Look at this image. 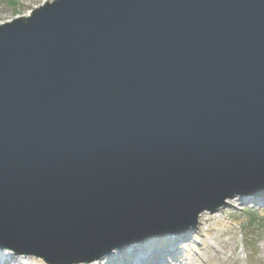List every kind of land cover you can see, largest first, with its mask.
Listing matches in <instances>:
<instances>
[{
    "label": "water",
    "instance_id": "obj_1",
    "mask_svg": "<svg viewBox=\"0 0 264 264\" xmlns=\"http://www.w3.org/2000/svg\"><path fill=\"white\" fill-rule=\"evenodd\" d=\"M264 193V0H54L0 26V246L53 263Z\"/></svg>",
    "mask_w": 264,
    "mask_h": 264
},
{
    "label": "rangeland",
    "instance_id": "obj_2",
    "mask_svg": "<svg viewBox=\"0 0 264 264\" xmlns=\"http://www.w3.org/2000/svg\"><path fill=\"white\" fill-rule=\"evenodd\" d=\"M46 1L51 0H0V24L26 16ZM246 198L229 201L228 207L220 214H206L198 230L180 237L175 245L165 247L167 252L173 248L174 253L172 258L167 252H161V261L167 260L163 264H204L206 259H209L208 264H225L227 257H233L238 264H247V261L249 264H264V197ZM184 255L191 260L188 256L184 259ZM195 255H198V261L192 260ZM112 258L106 264L123 263L114 262ZM21 261L26 263L29 259L16 258L4 264ZM126 262L130 264L132 260L126 258ZM142 264H150V261L143 259Z\"/></svg>",
    "mask_w": 264,
    "mask_h": 264
},
{
    "label": "bare ground",
    "instance_id": "obj_3",
    "mask_svg": "<svg viewBox=\"0 0 264 264\" xmlns=\"http://www.w3.org/2000/svg\"><path fill=\"white\" fill-rule=\"evenodd\" d=\"M170 236L171 234H167L165 236L150 237L143 244H136L134 246L127 247L126 249L115 250L112 253H110V255L106 256L101 261H99L98 263H92V264H106L109 258H112V257H114L112 258L113 259L112 261L123 262L122 264H128L126 262V258H130L132 260L130 264H142L143 259H148L150 261V264H163L164 262H167V260L161 261V255H160L161 250H163V248L169 245H172V244L175 245V243L179 242L178 240H175L174 238ZM138 249H139V253L137 251ZM153 256H155V258L154 260H151ZM168 256H171V255H168ZM186 256L188 255H184V259H186ZM171 257L173 258V256ZM188 258L191 260V257L188 256ZM232 258L233 257H227L226 259H224L225 264H238V261L235 262ZM24 259H27V258H24ZM28 259H29V262H26V263L19 262L18 264H40L41 263V261H39L40 263H38L36 262V260L32 258H28ZM198 259H199L198 255H195L192 257L193 261H198ZM208 260L209 259H206L204 264H208ZM247 264H249L248 261H247Z\"/></svg>",
    "mask_w": 264,
    "mask_h": 264
}]
</instances>
